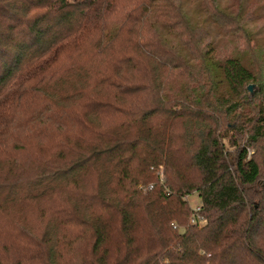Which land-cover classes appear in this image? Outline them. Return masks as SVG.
<instances>
[{"label":"trees","instance_id":"obj_1","mask_svg":"<svg viewBox=\"0 0 264 264\" xmlns=\"http://www.w3.org/2000/svg\"><path fill=\"white\" fill-rule=\"evenodd\" d=\"M155 16L197 36L171 0H0V264H264V71Z\"/></svg>","mask_w":264,"mask_h":264},{"label":"rangeland","instance_id":"obj_2","mask_svg":"<svg viewBox=\"0 0 264 264\" xmlns=\"http://www.w3.org/2000/svg\"><path fill=\"white\" fill-rule=\"evenodd\" d=\"M134 1V0H131ZM171 2L180 5L184 14L190 22V26L194 29L196 27V37L193 38L191 44H184L181 37H178L174 30H170L165 26V21L162 17L155 16L154 19L158 20L155 23V28L152 30L144 29L140 32V36L150 38L153 40L154 36H158L160 40H164L171 46L175 47L180 55L189 57L192 51L191 45H201L204 50H210L211 57L217 60H223L228 57H237L247 65L251 66L255 71H264V0H171ZM212 8L210 9L209 4ZM219 10L226 19L220 20L213 18L214 12ZM194 31V30H193ZM138 33L132 30L129 33H123L117 45H130L128 39ZM201 41H199V39ZM258 50L260 51L259 56ZM93 61H90L91 65ZM259 86L255 84L252 91L247 89L243 91L245 113L248 120L254 117V110L258 102L257 91ZM253 93V95H251ZM255 96V97H254ZM33 103H38L34 100ZM35 108V107H33ZM27 141V139H26ZM25 141V142H26ZM38 138L33 137L29 139L31 150L35 149L38 145ZM51 152V148H48ZM20 156H22L20 154ZM8 163L0 161V170L6 167ZM164 172L163 167L157 169V173ZM141 184L138 185L140 189ZM146 189V188H144ZM66 191V189L64 190ZM66 194V193H65ZM69 197V195H66ZM165 204V202H164ZM190 204L193 208L200 204V198L197 194L190 197ZM37 207L31 205L29 213L30 219L39 216Z\"/></svg>","mask_w":264,"mask_h":264},{"label":"built area","instance_id":"obj_3","mask_svg":"<svg viewBox=\"0 0 264 264\" xmlns=\"http://www.w3.org/2000/svg\"><path fill=\"white\" fill-rule=\"evenodd\" d=\"M200 205H197L195 208H194V210L197 212V211H199L200 210ZM192 223H196V218L194 217V218H192ZM205 223V220H201V225L202 224H204Z\"/></svg>","mask_w":264,"mask_h":264},{"label":"water","instance_id":"obj_4","mask_svg":"<svg viewBox=\"0 0 264 264\" xmlns=\"http://www.w3.org/2000/svg\"><path fill=\"white\" fill-rule=\"evenodd\" d=\"M248 88H249L250 91H252L253 85L250 84V85L248 86Z\"/></svg>","mask_w":264,"mask_h":264}]
</instances>
